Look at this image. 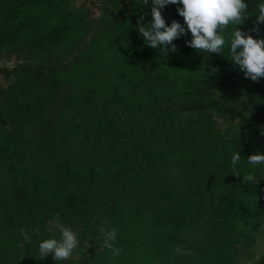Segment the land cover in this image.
I'll return each mask as SVG.
<instances>
[{
  "label": "trees",
  "instance_id": "16d2710c",
  "mask_svg": "<svg viewBox=\"0 0 264 264\" xmlns=\"http://www.w3.org/2000/svg\"><path fill=\"white\" fill-rule=\"evenodd\" d=\"M180 7L165 52L138 33L151 0H0V264H264V77L190 47ZM56 214L79 247L38 259Z\"/></svg>",
  "mask_w": 264,
  "mask_h": 264
},
{
  "label": "clouds",
  "instance_id": "9594fccd",
  "mask_svg": "<svg viewBox=\"0 0 264 264\" xmlns=\"http://www.w3.org/2000/svg\"><path fill=\"white\" fill-rule=\"evenodd\" d=\"M140 2L147 5L149 0ZM151 4L152 21L145 25L141 18L138 27V33L148 46L153 48L163 46V51L166 52L167 46L172 45V51L176 50L173 41L185 33V27L175 20L170 26L166 24L161 9L168 4H180L182 7L177 11L191 33L192 39L188 42L190 47L198 52L221 54L228 43L229 60L235 62L246 77L253 81H259L264 77V39L253 38L237 27L251 15L257 17V28L260 23H264V0L257 4L254 13L248 12L245 0H151ZM230 24L235 25V28L229 42L226 41L224 32ZM240 160L239 153H234L233 172H236V165ZM246 160L252 165H264V155L259 153L249 156ZM235 175L239 176L238 173ZM243 181L258 182L254 174L243 176ZM53 221L60 230V239L50 238L40 242L37 258L44 259L52 254L53 259L58 262L67 261L79 247L78 232L61 224L59 214L53 217ZM101 231L104 232L103 229ZM116 236L115 227L104 232L103 246L109 249L113 256H119L122 252V249L114 246ZM186 254L192 255L190 251Z\"/></svg>",
  "mask_w": 264,
  "mask_h": 264
},
{
  "label": "rangeland",
  "instance_id": "374dc122",
  "mask_svg": "<svg viewBox=\"0 0 264 264\" xmlns=\"http://www.w3.org/2000/svg\"><path fill=\"white\" fill-rule=\"evenodd\" d=\"M245 86H247V83H245L243 90L245 89ZM261 194L264 196V183L260 185ZM241 251V248H240Z\"/></svg>",
  "mask_w": 264,
  "mask_h": 264
}]
</instances>
